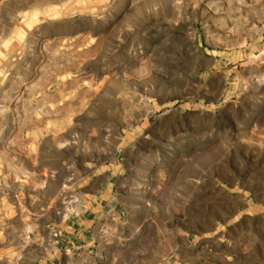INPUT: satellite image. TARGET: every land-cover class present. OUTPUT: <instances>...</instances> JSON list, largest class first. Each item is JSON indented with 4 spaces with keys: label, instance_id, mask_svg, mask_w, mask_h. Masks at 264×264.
Listing matches in <instances>:
<instances>
[{
    "label": "rangeland",
    "instance_id": "obj_1",
    "mask_svg": "<svg viewBox=\"0 0 264 264\" xmlns=\"http://www.w3.org/2000/svg\"><path fill=\"white\" fill-rule=\"evenodd\" d=\"M108 187L121 217L60 243ZM257 227L264 0H0V264H167Z\"/></svg>",
    "mask_w": 264,
    "mask_h": 264
},
{
    "label": "crops",
    "instance_id": "obj_2",
    "mask_svg": "<svg viewBox=\"0 0 264 264\" xmlns=\"http://www.w3.org/2000/svg\"><path fill=\"white\" fill-rule=\"evenodd\" d=\"M105 196L110 198V203L104 201ZM113 196L110 187L104 193L98 192L96 199L68 222L61 233L60 243L75 249L76 243L94 236L103 219L109 216L120 218L121 209ZM167 264H264L263 230L257 227L254 232L249 230L238 239L230 237L224 241L188 240L176 249Z\"/></svg>",
    "mask_w": 264,
    "mask_h": 264
},
{
    "label": "built area",
    "instance_id": "obj_3",
    "mask_svg": "<svg viewBox=\"0 0 264 264\" xmlns=\"http://www.w3.org/2000/svg\"><path fill=\"white\" fill-rule=\"evenodd\" d=\"M60 236V233L58 234L57 232L54 234V237Z\"/></svg>",
    "mask_w": 264,
    "mask_h": 264
}]
</instances>
